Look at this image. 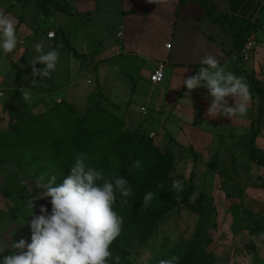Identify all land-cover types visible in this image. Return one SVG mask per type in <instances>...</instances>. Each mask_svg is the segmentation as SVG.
<instances>
[{"label": "rangeland", "instance_id": "374dc122", "mask_svg": "<svg viewBox=\"0 0 264 264\" xmlns=\"http://www.w3.org/2000/svg\"><path fill=\"white\" fill-rule=\"evenodd\" d=\"M89 1L92 0H73V5L78 9L77 7L84 6L86 3L90 6ZM95 1L100 10L92 14V20L90 24L89 22L87 24L84 18L76 15V12L70 17L63 11L43 15L41 9L36 6L35 0H0V12H5L2 10L9 8L14 18L22 14L30 30L28 33L21 31L18 36L19 39L24 37L23 42L18 43L13 53L5 55L9 56L16 66L11 64L10 60L7 64L10 70L0 75V92L2 93L0 130L4 131L15 121L8 110L10 107L19 105L23 100L21 93L26 90L24 88H31L32 99L27 104L29 108L30 106L33 108V111L40 109L42 102L51 104L44 98H37L38 92L43 93L49 83H53V87L62 85L64 89L60 94L65 97L62 101L75 105L79 115H84L89 109H86L87 97L91 94V98L96 100L98 106L107 112L123 116L122 130L130 135L150 137L159 150H169L174 156V167L170 172L171 188H166L164 193L166 199L157 202L155 206L147 205L148 208H161L166 203L170 204V209L151 224L149 227L151 233L146 244L136 242L131 244L127 258L136 264H149L150 259L166 248L186 247L185 244L198 232L201 234L198 235V240L206 244V251L213 257L212 264H259L264 260V238L261 237V233H264V165L257 161L259 154L249 151V138L256 126L250 128L249 120L238 132L223 133L216 124H213L215 129L210 131V136L204 142L207 146H203L202 142L192 150L189 148L192 145H183L173 135H163L161 130L153 131L152 135L149 132L151 129L143 130L147 128L145 125H149V128L154 130L159 127L156 122L146 123L145 118L150 115L154 119L157 112L152 108L153 104L151 106L150 102H147L146 97L147 93L160 95L161 91L165 90L163 86L167 84V74L165 73L162 82L158 84L151 83L147 73V75H139L138 71L141 68L150 69L152 64L145 61L141 66L138 63L139 60L134 58L137 54L132 53L133 47L130 48L128 45L138 44L139 51H146V39H151V36L145 31H149V26H154L155 21L157 24L163 22L161 24L166 25V21L164 22L160 17L157 18L152 9H156L161 14L164 11L169 14V9L165 6L170 7L171 0H160L158 4L154 0H147L150 13L148 12L145 16L141 12H119V14L114 12L121 7L125 10V6L132 7L133 11L135 5L128 0ZM32 27L35 28V32L37 31V36L32 33ZM48 28L58 29L59 33L53 39L55 42H62L65 38L66 35L64 32L60 33L61 30L68 31L72 39L77 35L81 38V42L77 44L78 51L86 53L89 58L74 57L63 43L61 45L57 43L55 47L59 51L57 69L51 77L39 80V76H32V67L28 68L26 65L28 62L31 63L37 55L35 51L37 43H42L45 51L53 48L44 43L43 33ZM161 28L164 27L161 26ZM118 31L122 32V37L116 36ZM97 37L100 40H97ZM248 40H252L254 45L247 50L249 56L247 60L254 56V46L259 43L256 35H251L245 43ZM122 44L125 45V49ZM115 45H118L121 53L111 55L110 58L100 60L101 62L96 64L92 57L102 51L103 47L111 48ZM23 48L26 50L22 51ZM18 49L20 51H16ZM259 52L263 53L261 61L256 67L255 65L249 67L257 73L260 71L264 74V51ZM118 64L123 68L119 66L116 69ZM36 67L39 69L43 65L37 62ZM19 68L22 72L18 71ZM96 79L103 85L114 82V87L109 86V88L112 87L111 91L110 89L107 91L108 88L106 90L100 88L102 95H96L94 92L98 83ZM33 80H36L35 85L32 83ZM131 85H134L135 91L132 94L130 106L131 101L127 96ZM39 86L41 90L38 91ZM118 89L121 91H117ZM143 103L149 107L146 116L142 115L139 108ZM124 106L128 107V115L131 116L128 126H126L127 118L123 113ZM254 106L255 108L250 105L247 116L249 119L257 117L258 109L256 105ZM102 116L105 125H108L110 116L107 113H102ZM259 118L260 132L255 138V146L264 149V115ZM131 122H135L139 128H135ZM209 126L211 129V124ZM236 127L238 128L239 124ZM172 128L174 129V123ZM90 130L95 132L93 129ZM173 134L176 135V133ZM1 156L4 155L0 153V243L4 245V250L0 252V258L11 254L13 242H18L22 238L30 242L29 225L32 215H29L27 225L14 221L10 217L14 207L12 197L20 190L16 184L22 185L29 196H36L39 192V189L35 188L39 178L29 173L27 168L4 161ZM36 167L41 171L39 173L41 177H44L43 171L52 172L56 168L49 161H39ZM45 174L47 175V172ZM10 178H14V183H11ZM175 181L183 185L181 190L173 187ZM49 199L39 198L34 201L37 203L42 201L51 209ZM21 204L28 205L24 199L21 200ZM134 206L126 202L123 209L130 211ZM122 236L125 237L126 232L119 238Z\"/></svg>", "mask_w": 264, "mask_h": 264}, {"label": "trees", "instance_id": "16d2710c", "mask_svg": "<svg viewBox=\"0 0 264 264\" xmlns=\"http://www.w3.org/2000/svg\"><path fill=\"white\" fill-rule=\"evenodd\" d=\"M198 1L207 16L211 18L215 8L211 1ZM36 5L44 15L55 11L68 14L71 12V7L65 0H36ZM223 19L228 18L224 14H218L212 18L214 22L221 25L225 21ZM226 24L232 30L235 41L234 53L238 54L249 33L256 28V23L247 19H241L238 22L235 18H229ZM66 43L74 56H81L74 46ZM238 73L246 79L251 92V101L257 105L259 115H263L264 84L245 70ZM94 92L96 95H102L99 87ZM91 97V94L87 97L86 109H89L84 115L78 114L75 105L62 100L54 104L45 103L38 112H34L31 106L29 108L24 100L19 105L10 107L8 113L15 118V121L4 131L0 130V153L4 155L1 159L27 168L36 178L41 177L39 174L41 171L36 164L39 161H49L56 168L52 172L43 171L42 175L45 180L56 175L57 184L62 183L66 178L65 175L69 174L77 154L84 156L86 164L102 168L106 178L125 176L133 189V194L126 198V202L135 206L130 211H124L123 206L126 203L116 205V210L125 220L122 233L126 232V236L118 238L113 243L112 251L114 255L121 257V264H136L127 258L131 244L134 242L146 244L151 233L149 228L151 224L170 209V204L166 203L161 208H148L143 205L144 195L148 192L154 194L150 203L154 206L157 202L166 199L164 193L166 188L171 186L170 172L174 167V156L169 150H159L150 137L134 136L122 130L123 116L107 112ZM102 113L110 116L108 125H105ZM259 123V121L251 122V127L256 126V128L249 138V151L259 154L257 161L264 165V149L255 146ZM136 160L141 161L139 169L133 167ZM13 179L10 178L11 183H14ZM16 185L20 190L12 197L14 207L10 217L14 221L27 225L31 209L28 205H22L21 200L24 199L28 203V197L30 199L32 195L29 196L22 185L18 183ZM170 202L174 203L173 200ZM33 204L34 212L39 214L40 206L44 205V202L33 201ZM47 207L50 211L49 206ZM198 235L201 234L196 232L192 240L185 244L186 247L164 249L150 259L149 264H159L161 259H167L174 254L180 256V264H212L213 257L206 251V244L198 240ZM259 264H264V260Z\"/></svg>", "mask_w": 264, "mask_h": 264}, {"label": "clouds", "instance_id": "9594fccd", "mask_svg": "<svg viewBox=\"0 0 264 264\" xmlns=\"http://www.w3.org/2000/svg\"><path fill=\"white\" fill-rule=\"evenodd\" d=\"M154 2L158 4L160 0ZM19 42L17 21L9 13L0 12V55L13 53ZM35 51L37 55L29 63L32 76H39V80L51 77L59 62L58 49L45 51L44 45L37 43ZM37 62L43 67L38 69ZM200 64L194 75L186 78L182 75L177 87L183 84L189 92L206 89L211 98L207 109L210 117L246 118L252 99L246 79L227 70L213 54L205 55ZM35 82L32 81L34 85ZM24 89L21 96L28 102L32 99L31 88ZM229 96L234 99L233 105L229 104ZM140 166L141 161L136 160L133 167ZM173 187L181 190L183 185L175 181ZM35 188L39 189L38 194L28 199L29 215L33 217L29 225L30 242L26 238L13 242L11 254L0 258V264H121V257L114 255L112 245L122 235L125 224L116 205L126 203V198L133 194L125 176L106 178L102 168L86 164L84 156L77 154L62 183L57 184L56 175L47 180L40 177ZM153 195L146 193L143 205H149ZM39 198H50V211L47 205H41L39 214L34 212L33 201ZM261 237L264 238V233ZM3 250L0 243V252ZM180 260L174 254L161 259L159 264H180Z\"/></svg>", "mask_w": 264, "mask_h": 264}, {"label": "crops", "instance_id": "0c3cea01", "mask_svg": "<svg viewBox=\"0 0 264 264\" xmlns=\"http://www.w3.org/2000/svg\"><path fill=\"white\" fill-rule=\"evenodd\" d=\"M24 1V0H23ZM69 3L71 7L70 14L66 13L69 17L73 16V13L76 12V15L84 18L85 21L91 22L92 20V14L98 13L100 10L99 7L96 4L95 0L89 1L91 5L89 6L88 3L86 5L77 7L76 9L73 5V0H65ZM129 2H133L135 5L134 10L132 11V7L125 6V10H123V7L114 10L115 13L119 14L121 13H143V16H145L148 12L150 13L149 3H147V0H128ZM211 3L214 5V11L211 15V18H209L201 6L200 2L198 0H171V6H165L167 9H169V14H167L165 11L161 13L157 12L156 9H152L155 15L160 17L164 22L166 21V25L161 24L163 22H158V24L155 21L154 26H149V31H145L146 33H149L148 35L151 36V39H146V51H139L138 44L135 46L133 43H130L128 45L130 48L133 47L132 53L137 54V56H134V58L138 61V63L143 65L145 61H149L152 65L151 68H144L140 69L138 68V74L139 75H145L148 74V80L150 74L153 72V70L156 68L157 64L159 62L164 63L163 68V78L165 73L167 74V84L163 86L165 90H162L160 95H157L155 93H147V102H150V105L153 104L152 108L156 109L157 111L154 115V119L149 115L146 117V123L150 124V122H156L159 127L157 130H154L152 128H149V125L147 128L143 130L151 129L150 134L162 131L163 135H173L175 138L179 140V143L183 145H192L189 146V148L192 150L193 147L199 146L203 142V146H207V143L204 142L207 141V137L210 136V131L214 130L213 124H216L222 132H238L241 130V128L247 124L250 120V128H251V122L252 121H259V129H260V118L263 115H259V111L257 112L256 118L246 117L244 119H240L238 117H233L232 119L229 116H217V117H210L207 113V109L210 106L211 98L206 95L207 90L204 88H197L194 90H191L190 92L187 90L186 86L181 84L179 87H177L181 83V77H188L191 75H194L196 71H198V68L201 66L200 61L203 59V57L207 54H213L216 56V58L221 62L222 65H225L227 70L233 71L234 73L237 72L238 75L241 76L239 71H246L248 73H252L254 77L264 84V74L262 72H255L250 68V65H255V67L259 64L261 61V54L264 51V18H263V10H264V0H210ZM36 3V0H35ZM75 3V2H74ZM37 6V5H36ZM38 7V6H37ZM2 11H5L6 13H9L11 15V11L9 8L3 9ZM23 11V6H22ZM42 12V11H41ZM43 13V12H42ZM218 14L226 15L228 19H223V24H219L218 22H214L212 20L213 17L218 16ZM44 15V14H43ZM145 18V17H144ZM229 18H235L238 22H240L241 19H247L251 22L256 23V28L252 29V31L249 33L248 39L251 35L257 37V41L259 42L254 46L255 48V54L254 56H251L249 60L248 55L246 58H243L240 53L235 54L234 53V44L235 41L233 39L232 30L228 28L226 22L229 20ZM17 21V34L23 31L24 33H28L30 31L28 29V26H26L23 15H19L15 18ZM222 21V19H221ZM141 22V21H140ZM131 26V24H129ZM163 26L164 28H161ZM159 27V29H158ZM32 33H34L35 36V28L32 27ZM261 30V31H260ZM53 32V37H48L47 33ZM65 33V38H63L62 42H55L53 39L57 33H59L58 29L55 30L53 28H48L45 33H43V39L44 43L48 45V47H56L57 43H63L70 52L71 50L68 48V42L71 46H74L76 51L81 54L80 57L77 58H89L86 53L78 51L77 44L81 42V38H78L77 35H75V38L72 39L70 37V33L68 31H60ZM143 32L141 31V34ZM155 33V34H154ZM122 32L118 31L116 33V36L122 37ZM23 36V35H21ZM260 36V38L258 37ZM19 37V36H18ZM24 38V37H23ZM23 38L20 39V43L23 42ZM171 40H170V39ZM97 40H100L97 37ZM166 44H170V47L167 48ZM124 48V44H122ZM22 48V47H20ZM122 48V49H123ZM253 48V50H254ZM118 45H115L114 47H103V50L97 53V55L92 57L95 59L96 64L101 62L100 60H104L107 58H110L111 55H116V53H121L120 50H118ZM125 49V48H124ZM26 49L23 48L22 51H25ZM128 50V49H127ZM20 51V49L16 50ZM28 52V51H27ZM137 52V53H136ZM72 53V52H71ZM17 55V54H16ZM72 56L73 53H72ZM26 57V56H25ZM24 57V58H25ZM76 57V56H74ZM90 58V59H92ZM92 59V60H93ZM11 60V64L14 63V66H16L15 62L9 57L5 55H0V75L3 73H7V70H10V67L7 66L8 62ZM247 60V61H246ZM20 61V59L17 61V63ZM135 61V62H137ZM26 65L28 68L29 66L32 67L31 64ZM10 64V65H11ZM155 66H154V65ZM245 65H247V68H245ZM98 65H96L97 67ZM123 66L118 64L115 68L118 69ZM9 67V68H7ZM253 67V66H252ZM68 70V69H67ZM97 70V68H96ZM20 72L22 70L19 68ZM146 74V75H147ZM146 78V77H145ZM162 78V80H163ZM147 79V78H146ZM162 80L160 82H162ZM22 81V80H20ZM19 81V82H20ZM96 81V89L97 87L103 88L107 91L111 88L109 86L114 87L113 84L109 85H103L100 83V81L97 79ZM151 82V81H150ZM158 82V83H160ZM153 83V82H151ZM153 83V84H158ZM52 84L49 83L48 86H46V89H44L43 93L38 92V99H45L48 100L49 103L54 104L56 102H59L60 100H64L63 94H60L64 88H62V85L53 87ZM53 87V88H52ZM1 89V88H0ZM41 90L40 86L38 91ZM130 90V91H129ZM109 91V92H110ZM116 91V90H115ZM117 91H121L118 89ZM124 91V90H123ZM135 91L134 85L130 86L128 88L129 95L127 96L129 100L131 101L130 106L132 104V94ZM103 92V91H102ZM127 93V92H126ZM105 95V94H104ZM229 104H234V99L229 96L227 97ZM146 102V101H145ZM148 102V103H149ZM48 104V103H47ZM250 105H252L254 108L256 104L252 103L250 100ZM45 105V102H42V105L39 106L40 109L34 112L40 111ZM129 106V108H130ZM156 107V108H155ZM257 107V105H256ZM124 108V115L127 118V125H129V122L131 121V116L128 115V107ZM140 111L142 112V115H147V110L149 107H147L144 103L140 105ZM258 109V108H257ZM127 110V112H126ZM127 113V114H126ZM251 117V116H250ZM258 119V120H256ZM148 121V122H147ZM132 125L134 124L135 128H139V125H135V122H131ZM174 123V129L173 127ZM211 124V129L210 125ZM239 124V127L237 128L236 125ZM245 127V126H244ZM243 127V128H244ZM176 133L174 135L173 133ZM260 132V130H259Z\"/></svg>", "mask_w": 264, "mask_h": 264}, {"label": "built area", "instance_id": "2783aa9c", "mask_svg": "<svg viewBox=\"0 0 264 264\" xmlns=\"http://www.w3.org/2000/svg\"><path fill=\"white\" fill-rule=\"evenodd\" d=\"M49 33H53V32H48L47 36H49ZM54 34V33H53ZM54 35H52L51 37H53ZM254 45V42L252 40H248L247 43L244 44V46L241 48L240 50V55L243 58H246L248 55L247 50L251 49L252 46ZM166 47L169 48L170 44H166ZM163 68H164V63L163 62H159L156 66V68L153 70V72L150 74L149 79L151 82L153 83H158L162 80L163 78ZM1 92H0V96H1Z\"/></svg>", "mask_w": 264, "mask_h": 264}]
</instances>
